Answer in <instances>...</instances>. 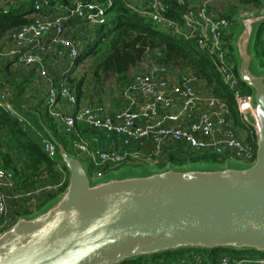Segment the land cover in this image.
<instances>
[{
	"label": "water",
	"instance_id": "95a60500",
	"mask_svg": "<svg viewBox=\"0 0 264 264\" xmlns=\"http://www.w3.org/2000/svg\"><path fill=\"white\" fill-rule=\"evenodd\" d=\"M264 6V0H261ZM238 75L252 90L248 124L257 138L248 168L155 173L92 183L89 168L53 134L68 171L63 193L0 233V264H122L179 249L264 253V74L252 73L259 12L234 18ZM239 31V30H238Z\"/></svg>",
	"mask_w": 264,
	"mask_h": 264
},
{
	"label": "built area",
	"instance_id": "2783aa9c",
	"mask_svg": "<svg viewBox=\"0 0 264 264\" xmlns=\"http://www.w3.org/2000/svg\"><path fill=\"white\" fill-rule=\"evenodd\" d=\"M117 1L124 2L156 27L185 41H194L201 51L213 58L222 79L233 91L240 122L252 130L248 136L251 141L245 142L234 129L235 123L228 118L229 109L223 101L203 95L198 90L200 81L190 71L172 78L166 65H153L150 70L136 74L123 92L126 107L114 114H110L103 105H88L76 114H67L57 109L59 99L76 105L77 96L66 84L59 89L51 88L45 100L48 113L67 134L76 137L73 148L80 158L90 159L96 169L92 176L102 177L104 167L115 169L141 158L136 153L93 150L77 132L78 122L102 129L109 135L122 136L127 146L151 138L154 149L147 160L160 156L164 147L182 144L195 151L225 156L226 162L241 160L246 164L253 163L257 138L247 119L253 112V97L243 93L241 79L236 73L235 54L225 40L237 24L217 14L211 7V3L220 0H74L67 5H59L52 0H34L28 23L10 31L7 39L11 45L0 50V59L10 60L16 67H36L39 76L46 78L45 55L61 54L76 60L80 54V42L66 35V24L70 19L74 16L92 27L104 25L108 11ZM172 4L180 9L178 19L169 16L173 11ZM0 107L14 113L10 94L1 85ZM43 144L50 155L56 153L57 147L49 138L44 139ZM66 181L67 176L59 187H64ZM6 189H15L14 175L0 168V217L4 219L3 225L9 214ZM191 255V258L169 262L153 257L142 264H264V256L259 253Z\"/></svg>",
	"mask_w": 264,
	"mask_h": 264
},
{
	"label": "trees",
	"instance_id": "16d2710c",
	"mask_svg": "<svg viewBox=\"0 0 264 264\" xmlns=\"http://www.w3.org/2000/svg\"><path fill=\"white\" fill-rule=\"evenodd\" d=\"M54 1L56 0H52V2ZM238 1L241 4L250 3L258 10L263 9L261 0ZM31 7V4H26L21 9L11 8L8 11H0V36L9 30L17 29L28 23L29 19L27 16L31 13ZM172 9L173 11L170 12L169 16L178 19L177 15L180 14V9L175 4H172ZM226 17L234 20L233 14ZM94 34L96 42L89 47L88 51L83 50L79 54L78 58L73 62V69H76L91 55L92 49L99 40L103 41L105 51L98 57L95 75L99 79L98 69L103 70L105 75L113 72L119 85H130L132 83V79L129 77L130 70L136 67L149 53L157 55L160 63L164 65H180V63H183L188 67L187 72L194 73L200 83L206 86V94L208 93L220 99L227 105L229 109L228 118L234 121V129L239 136H241L243 131L250 130L240 122L233 91L222 79L213 58L201 51L194 41H185L168 31L156 27L149 19L131 10L122 1H117L108 11L106 24L96 26ZM227 47L232 53L235 52L232 44ZM156 51L157 54L155 53ZM252 54L257 65L264 68V24L259 25L257 28ZM235 61L238 75V59L236 58ZM71 84L72 86L75 85L74 83ZM241 86L244 94L252 95V90L243 84L242 81ZM20 87H22L21 84ZM73 88H76L75 92L79 99L81 94L80 84L73 86ZM70 89L72 90L71 87ZM22 95L23 90L10 100L14 113L0 107V168L11 171L15 181V189L12 191V195L9 196V201L13 204L14 210L9 207L8 212L11 217L9 218L8 214V220L5 225H3L4 219L0 217V233L13 225L19 217L30 216L37 211L43 210L63 193L67 187L69 175L58 149H56L54 155H50L45 150L43 140L49 138L48 131L69 152L79 157L73 148V141L76 140V137L67 134L63 130L62 125L49 115L45 102L44 107L41 106L35 113H32L20 105L24 100ZM250 141L251 138L249 137L245 140V142ZM155 158L159 159V163L163 166L162 169H165L169 164L180 169L191 163L205 161L227 163L225 156L195 151L182 144L164 147L160 156ZM146 167L149 166L140 168L145 169ZM108 170L107 167L102 168L104 174ZM95 172L94 166L89 167L91 175ZM65 176H67L65 186L59 187ZM192 253L210 256L225 253L236 256L251 252L184 248L163 253L154 258L156 260L164 259L169 262L191 258ZM139 263L141 261L136 259L122 264Z\"/></svg>",
	"mask_w": 264,
	"mask_h": 264
},
{
	"label": "crops",
	"instance_id": "0c3cea01",
	"mask_svg": "<svg viewBox=\"0 0 264 264\" xmlns=\"http://www.w3.org/2000/svg\"><path fill=\"white\" fill-rule=\"evenodd\" d=\"M34 0H11L10 7L5 9L4 11H8L11 8L21 9L23 5L31 4L33 7ZM74 0H56L55 3L59 5H67L71 4ZM65 2V3H64ZM32 7L30 8L32 12ZM2 11V10H1ZM32 13H30L27 18L30 17ZM89 25L79 20L76 17H72L70 21L66 24L67 30L66 35L72 40L78 41L81 44L80 54L83 52L85 48L88 47V40L95 39V28L88 35L84 30V27H88ZM92 29V26H89ZM15 30V29H12ZM7 31L5 34L0 36V50L6 49L10 47V41L7 39L10 31ZM89 31V30H87ZM80 32L79 34L87 35V41L77 40L78 37H75V33ZM84 32V33H83ZM90 40V41H91ZM86 42V44H85ZM10 44V45H9ZM84 48V49H83ZM46 66H47V77L43 78L39 76L36 67L33 66H18L16 67L12 61L0 59V85L3 89L7 90L10 94V100L16 97L23 90L22 98L24 99L21 102V106L23 108L28 109L30 112H36L41 106L44 107V102L47 97V93L49 89L56 88L59 89L62 84H66L71 87L67 79V74L70 71H74L73 62L75 60H70L66 55L56 54V55H45ZM87 59V58H86ZM77 68V67H76ZM7 79V80H6ZM133 80V78H131ZM15 84V85H12ZM20 84L22 87H20ZM129 84L117 85L118 89L113 90L111 93H107L106 91H102V87L100 86V81L95 76H89L84 81V86L80 87L81 94L80 98L76 105H71L67 103L64 99L60 98L58 101L57 109L67 113V114H76L83 107L88 105L99 106L103 105L108 108V112L110 114H114L117 111L122 110L126 107V102L123 98V92L128 87ZM76 88H72L73 93L77 96L75 92ZM201 89V88H200ZM199 91L201 92V90ZM203 92V91H202ZM201 92V93H202ZM84 93V94H83ZM203 95H207L206 93H202ZM209 95V94H208ZM142 104V100L139 102ZM77 132L80 134L81 138L86 140L90 147L93 150L100 151H116L119 153H131L138 154L141 160L138 161H130L126 162L115 169H109L106 171L104 175H108L111 172L116 171L120 168H140L142 166H149L146 168H154L159 169L161 164L159 163L158 158H149L147 157L151 154L154 149V144L151 138H144L141 142L132 143L127 146L123 143L122 136L108 134L106 131L102 129H96L88 126L84 122H78L76 124ZM175 146V145H173ZM87 162L88 168L93 165L90 162L89 158H81ZM159 167V168H158ZM14 189L8 190L6 189L7 199V207L9 209V196L12 195V191ZM196 254V253H192ZM151 258H146L144 261H141L142 264L145 261H148ZM155 259V258H154Z\"/></svg>",
	"mask_w": 264,
	"mask_h": 264
},
{
	"label": "rangeland",
	"instance_id": "374dc122",
	"mask_svg": "<svg viewBox=\"0 0 264 264\" xmlns=\"http://www.w3.org/2000/svg\"><path fill=\"white\" fill-rule=\"evenodd\" d=\"M10 1L11 0H0V11L1 10H5L7 8L10 7ZM262 2V1H261ZM263 4V3H262ZM211 7L214 9V11L219 14V15H224V16H229L233 14L234 18L237 17H241V16H246L248 14L251 13H255V12H259L260 9H256V7L252 6V4L250 3H243L241 4L238 0H220L217 2H213L211 3ZM264 7V6H263ZM235 20V19H234ZM236 22V21H235ZM237 26L235 29H232L230 34L226 37L227 40V44H232L233 43V37L234 35H238V33L240 32V25L236 22ZM92 29H90V27H84V29H82L81 31H85L88 35L92 32V30L95 27H91ZM89 30V31H87ZM239 30V31H238ZM80 32L75 33V37H78L77 40L80 41H87V35L85 34H79ZM84 33V32H83ZM91 40V39H90ZM88 40V47L87 49L83 48L84 50H89V47L93 45L94 42H96L94 40ZM86 44V42H85ZM103 41L99 40L96 45L94 46V48L91 51V55H89L87 57V59H85L73 72L70 71L69 74H67V79L69 81V83H74L75 85L73 86H77L78 84H80V87L84 86V81L87 77L89 76H97L96 71H95V67H96V62L98 60V57L104 53L105 51V47L103 46ZM83 51V50H82ZM157 54V51L155 52ZM235 54V52H234ZM236 57V54H235ZM159 57L155 54H147L144 59L134 68H132L129 72V77L133 78L136 74L141 73V72H145L147 70H150L153 65H164L162 63H160L159 61ZM170 71V75L172 78H177L178 75H180L181 73L185 72L187 73V65L180 63V65H166ZM252 73L258 74V75H263L264 74V68L257 65L253 66L251 68ZM98 74H99V81H100V86L103 88L102 91H106L107 93H111L113 90H117L118 87V83H117V79H116V75L113 72H109L107 75H105V73L103 72V70L98 69L97 70ZM98 79V77H96ZM175 81H178L177 79ZM70 83V84H71ZM72 86V84H71ZM72 86V88H73ZM198 90L200 89L201 92L203 91L204 93L207 92V88L206 86H204L202 83H198ZM202 92V93H203ZM84 94V93H83ZM249 131H243L241 133V138L246 140V138H248L249 134L251 133ZM210 153V152H209ZM84 166L87 168L88 164L86 161H84L83 159H81ZM251 165L246 164L245 162H242L241 160H231L228 161L225 164H221V163H215L212 161H205V162H199V163H191L189 165H187L185 167V169H189V170H200V171H206V170H217V169H225V168H236V169H245L250 167ZM159 168V167H158ZM163 166L161 165L160 169H162ZM157 169L154 168H130L127 169L125 168H120L117 169L114 172H111L114 175L111 176H107L106 178L102 179V180H107L110 177H117V178H123V177H128V176H140V175H145V174H151V173H155V171H158ZM91 175V174H90ZM97 178L91 175V180L92 183H96L98 182L96 180ZM9 207H11V209H13V204L11 203V201L9 202ZM14 210V209H13ZM11 217V215L9 214V218ZM253 253V252H251ZM261 256H264V253H260ZM146 259V257L137 259L138 261H144Z\"/></svg>",
	"mask_w": 264,
	"mask_h": 264
}]
</instances>
